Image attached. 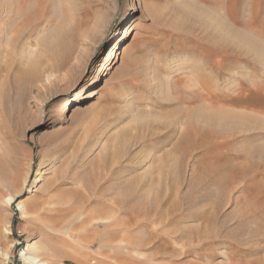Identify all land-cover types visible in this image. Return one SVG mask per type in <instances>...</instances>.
<instances>
[{"label": "rangeland", "instance_id": "obj_1", "mask_svg": "<svg viewBox=\"0 0 264 264\" xmlns=\"http://www.w3.org/2000/svg\"><path fill=\"white\" fill-rule=\"evenodd\" d=\"M13 1L0 0L5 264L34 241L51 264H264V54L247 46L264 43V0H220L231 27L199 0H25L17 36ZM192 74L221 102H194Z\"/></svg>", "mask_w": 264, "mask_h": 264}, {"label": "bare ground", "instance_id": "obj_2", "mask_svg": "<svg viewBox=\"0 0 264 264\" xmlns=\"http://www.w3.org/2000/svg\"><path fill=\"white\" fill-rule=\"evenodd\" d=\"M199 1L202 2V3H207V4L209 3L210 6L206 7V11L205 12L207 14L206 16L208 18H210L211 22H213L215 24H222V25H225V26H228V27L232 26L231 18L228 16L227 13H223L222 10L219 7V1L220 0H199ZM24 2H25V0H15V1H13L12 10L10 11L9 14L7 12L8 15L6 14L8 17L11 15L10 17L12 18V21H11L12 25L9 26V31L8 30H6V31L11 33V35H13V36H17L20 32H22L19 27L29 24L31 19H32V18L26 17L25 15L21 14V8H22V5H24ZM207 4H205V5H207ZM38 21H40V17L33 19V23L34 22L38 23ZM204 22H205V20H204ZM129 30H130V28L125 29L123 33L126 34V33L129 32ZM6 37H7V35H6ZM6 37H5V39L7 40L8 37L7 38ZM22 37H23V34H22ZM3 40H4V38H3ZM247 46L250 49H252L255 52V54L256 53L257 54L259 53V54H262V55L264 54V43H262V41L260 39H258V40L256 39V41L255 40H252V41L250 40L247 43ZM7 48H9V47H7ZM115 48L116 47L110 49L109 52L107 53L106 58L104 60V65H103V69L104 70L107 69V66L110 65L109 63H110L111 59L113 57L115 58L116 54L118 53V51H116ZM241 53L244 56H246V57L253 56L252 54H254V53H251L249 51H247V52L246 51H241ZM121 54H123V52H121L120 55ZM212 75L214 76L213 73H212ZM202 77H205V76H201L200 77L199 75L197 76V75H193V74L190 76L191 81H192L191 84H190V87L192 89H196L195 92L193 93L192 100H194V102L197 101V102L203 103L205 105H206V102H208V101H210V102H212L214 104H217V103L221 102L220 101L221 87L219 85L209 86L206 83V81L203 80ZM214 80H215V84H218L217 82L219 81V78H217L216 75L214 76ZM190 94L191 93H189V96H190ZM78 98L76 96V99L74 100L75 101L74 104H77L76 101L78 100ZM209 106H210V104H209ZM199 117L201 119L202 116L199 115ZM232 117H230V118H232ZM202 118H204V116ZM203 122H201V123L203 124ZM237 127H242V126L239 125ZM200 128H201V125H200ZM11 200H12L11 198H8L6 200V202L10 203ZM17 206L20 207V210H21L20 212L21 213H25V208H24V206L21 203H18ZM5 234H8V231H5ZM197 238H199V237H197ZM200 239H201V237H200ZM0 256L3 259L4 264L9 259L8 252L5 251V250L0 252ZM53 256L54 255L52 254V251H50V249H48L47 247H43V246H41L40 244H38V243H36L34 241L32 243H28L27 244L26 249L21 254V258L20 259H21L23 264H51L49 258L53 257Z\"/></svg>", "mask_w": 264, "mask_h": 264}]
</instances>
